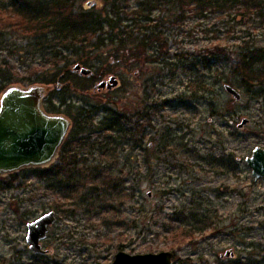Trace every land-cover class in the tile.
Segmentation results:
<instances>
[{
    "label": "rangeland",
    "instance_id": "374dc122",
    "mask_svg": "<svg viewBox=\"0 0 264 264\" xmlns=\"http://www.w3.org/2000/svg\"><path fill=\"white\" fill-rule=\"evenodd\" d=\"M140 1L120 0L115 11L138 20L140 29H156L163 45L159 62L111 60V68L105 58L102 69L112 72L94 70L93 81L72 72L78 63L60 62L64 81L53 84L36 78L52 72L57 60L36 45L34 32L0 10V72L11 77L0 88L42 87L51 114L93 111L78 134L89 160L81 161L74 181L66 172L35 175L59 165L57 155L43 166L0 173V264H109L119 251H170L192 264H264V178L254 180L245 161L256 146L264 148V79L248 89L236 71L242 47L264 49V18L243 6L202 13L192 2L182 11L162 4L166 0ZM70 3L76 13L95 6L103 12L108 5ZM73 52L64 48L62 54ZM254 71H264V62ZM111 75L120 86L94 93ZM226 84L242 94L240 101ZM113 102L123 113L131 103L141 113L149 108L150 123L140 120L134 128L138 119L127 112L123 128L134 135L103 131L109 110L121 108ZM243 118L250 122L238 128ZM89 167L101 175L82 171ZM50 211L57 221L42 242L47 253L39 255L27 243V224Z\"/></svg>",
    "mask_w": 264,
    "mask_h": 264
},
{
    "label": "trees",
    "instance_id": "16d2710c",
    "mask_svg": "<svg viewBox=\"0 0 264 264\" xmlns=\"http://www.w3.org/2000/svg\"><path fill=\"white\" fill-rule=\"evenodd\" d=\"M71 1L74 0H0V10L6 12L8 19H15L14 24H21L30 32H34L38 38L36 45H39L42 51L48 52L47 54L51 56L49 59L57 60L53 62L52 72H45L43 70V75L37 77V80L44 84H53L58 80L63 82L64 80L60 79V72L62 70H59L57 67L60 62L70 65L78 63L96 71L101 70L103 74L111 71H104L102 69L106 62L105 58L109 60L108 66L111 68H113L111 60L117 63L121 60L125 61V63H128L130 60L136 63L139 61L144 63L151 61L159 62L160 49L163 47L161 35L156 32V29H151L149 25L147 27L144 26L146 30L140 29L138 27V20H135V18L126 16L123 18L120 16L122 12L115 11L117 3H120V0H101L103 3L108 4L103 12L99 11L98 7L95 6L90 9L80 10L78 13H76V6L70 3ZM144 1H140L139 5H144ZM147 1L149 3L154 2V0ZM157 1L159 3V0ZM187 2L195 3L202 13L207 12V10L222 11L227 7L243 6L255 12L259 18H264V0H166L162 4L170 5L174 3V7H178L184 11V6ZM109 7L111 10H109ZM145 20L149 21L148 17H145ZM155 27L158 26L155 25ZM148 29L152 33L146 34L145 32ZM140 32L142 33V37L139 36ZM64 48L74 50L69 57L71 60H67L69 58L62 54ZM106 48H110V53L105 51ZM241 50V60L236 71L240 73L243 79L242 83L249 89L252 87L254 81H257L255 79H259V81L264 79V71H254L257 64L259 65L264 62V49L242 47ZM47 62L51 61L48 60ZM37 72L35 71L34 73L36 74ZM10 78L3 74V72H0L1 83L9 81ZM261 85L263 84L258 83L257 86ZM0 90L5 91L6 86L1 87ZM114 104L119 106V102H115ZM130 106L132 109H125L124 113L123 110L119 109L117 112L109 110L110 114L107 118V123L101 122L105 124L102 130L117 132L123 135V139L134 135V133H128L123 128V120L126 119L125 115L127 112L129 114L132 113L138 119L134 123V128L140 127V120L150 123L152 115L149 113V108L144 107L141 113V110H138L136 105L131 103ZM66 113L75 123L73 129L61 145L62 164L53 166L47 170H36L35 175L37 177L42 178L45 175L57 176L62 172H66L68 178L74 181V178L77 176L74 174V171L80 170L77 165L80 163L78 156L82 147L78 146L80 144L78 134L85 130L84 127L89 121L88 119L93 120L91 116L93 111L87 108H79L76 113H72V111ZM137 142H140V139ZM93 149L95 151L99 150L98 146L93 147ZM81 153L87 154L85 152ZM90 168L94 170V173H99L97 176L101 175L98 167L83 168L82 171L87 172ZM65 186L68 185L65 184ZM75 186L76 184H72L67 188L73 189ZM119 186L120 184H116L113 188H118ZM52 189L55 190L56 187L53 186ZM174 264L192 263L190 259L178 261L175 258Z\"/></svg>",
    "mask_w": 264,
    "mask_h": 264
},
{
    "label": "water",
    "instance_id": "95a60500",
    "mask_svg": "<svg viewBox=\"0 0 264 264\" xmlns=\"http://www.w3.org/2000/svg\"><path fill=\"white\" fill-rule=\"evenodd\" d=\"M72 72L90 76L93 69L76 64ZM118 85L119 79L111 76L94 89L111 90ZM225 89L234 99H242V94L232 85L226 84ZM43 96L44 89L40 86L28 89L10 87L4 92L0 104V173L17 171L26 166H43L56 157L69 132L70 121L62 115L47 114L41 107ZM249 122V118H243L238 128H243ZM245 161L252 170L254 180L264 178L263 147L256 146ZM151 195L149 192L148 196ZM56 221V213L50 211L27 224L26 240L34 253H47L42 242L48 238L50 228ZM174 259L175 253L170 251L144 254L119 251L109 264H174Z\"/></svg>",
    "mask_w": 264,
    "mask_h": 264
},
{
    "label": "flooded vegetation",
    "instance_id": "af4514ba",
    "mask_svg": "<svg viewBox=\"0 0 264 264\" xmlns=\"http://www.w3.org/2000/svg\"><path fill=\"white\" fill-rule=\"evenodd\" d=\"M74 74H77L78 76H80V77H82V78H85V79H87V80H92L93 81V78H94V76H95V72H94V69H93V73H92V75H90V76H81V75H79L78 73H74ZM111 76H116V75H111ZM111 76H109L108 78H104L103 80H107V79H109ZM117 78H118V76H116ZM120 86V79H119V85L116 87V88H113V89H111V90H109V89H107V88H105V89H102V90H95L94 88H93V92L94 93H101V92H112V91H114L115 89H117L118 87ZM60 89H62L63 90V88L61 87ZM60 89L58 90V93L60 94ZM49 99L48 98H46V94H44V98L42 99V101H41V107H42V109L47 113V114H50V115H61L60 113H58V114H54V113H50V111H51V109H53V108H50L49 106H51V105H49ZM66 100L65 99H63V102H65ZM67 104H69V105H71L70 103H67ZM67 104H66V102H65V106H67ZM119 106L121 107L120 108V110L122 111L123 110V107H122V105L121 104H119ZM46 107V108H45ZM54 110L56 111L57 109L54 107ZM65 114L66 115H64V117H66L69 121H70V124H71V122L73 121L72 120V118L65 112ZM71 126V125H70ZM67 136H68V134H67ZM67 136H66V138H67ZM65 138V139H66ZM60 151H61V147H60V149H59V151H58V153H57V156H58V158H59V165H61L62 164V154L60 153ZM78 159H80V163H78V165H77V167H79L81 164H82V160H86V161H88L89 160V158H88V156L87 155H84V153H81L80 152V154H79V156H78ZM85 166H86V163L84 164Z\"/></svg>",
    "mask_w": 264,
    "mask_h": 264
}]
</instances>
